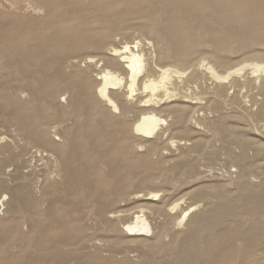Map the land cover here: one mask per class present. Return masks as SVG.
<instances>
[{
  "label": "bare ground",
  "instance_id": "obj_1",
  "mask_svg": "<svg viewBox=\"0 0 264 264\" xmlns=\"http://www.w3.org/2000/svg\"><path fill=\"white\" fill-rule=\"evenodd\" d=\"M9 1L17 7L28 1L36 10L45 13L39 17H27L8 14L0 9V91L12 94L13 91L28 89L31 92L29 94H32L26 102L15 105L18 110L10 102L0 104L1 109L7 107L8 110L13 107L10 111L16 127V139L21 147V151L14 153L7 161L16 165L18 177L15 178L19 180L18 184L8 183L12 177L9 180L2 178L6 161H0V203L11 207L14 198L16 204L17 201L21 204L24 200V206L19 208L25 213L23 217L32 222L30 231L37 232L39 225L54 217L48 211L39 214L32 211V205L37 201L44 203V197L48 196L49 192L54 195L68 193L72 200V206L68 210L76 214L79 232L78 235H57L54 238H46L45 241L40 237H45V233H39L34 241L27 243L24 240L17 245L9 239H6L5 243L0 241V245L7 246L9 250L20 248V252L25 251L21 254L18 251L16 256L10 252L14 256L7 257L4 264H69L62 255H57L56 260L49 258L51 252L46 250L55 247L66 248L68 255L74 256L75 260L76 249L80 245L70 239L68 241L66 237H94L86 233L94 228L90 226L91 221L88 223L89 220L93 221L97 230L101 224V232L115 231L121 237L143 238L144 241H141L145 242V237L156 229L154 230L150 214L144 206L151 211H166L169 219L164 220L159 226L161 230L156 231L153 237L175 234L174 255L179 262L187 264L191 261L193 264L200 261L201 258L198 259V255L194 254L203 247L202 240L206 241L207 232L214 231L221 232L220 237H235L232 247L238 252L226 257L229 263H238L236 256L240 255L244 247L245 251L250 253L246 264H254L257 256L255 252L254 256L251 252L264 246V240L256 239L264 237V225L261 224L264 222V182L255 183L250 177V170L257 171L258 167L250 156L249 149L255 148L257 154L262 153L264 143L255 142L246 134L237 132L233 126L225 124L227 121L224 122L220 132L224 136L225 149L234 156L242 172L239 188L235 193H231L224 187L197 186L190 193L194 197H211L213 206L194 211V205L188 204L181 213L177 211L176 215L170 211L183 204L176 201L171 209L169 207L170 211L164 209L158 200L162 191L157 190L145 196H131V199H141L146 204L133 215L122 217L119 213L121 210H117L118 207L111 209L109 201L103 198L100 189L94 187V173H89V169L95 167L96 161L94 163L91 159L83 160L82 157L103 153L95 146L96 136L107 137L115 134L130 138L135 135V131L149 138L156 135L168 118L163 112L168 113L167 116H173L172 125L179 133L190 135L187 132L189 114L204 105L186 100L181 95L185 83L181 88L179 82L187 84L201 80L197 85L201 87V83L207 78H214V82L216 79L221 80L217 81L219 83L212 94H206V107L215 112H221L228 101L233 103L240 98L234 92L232 99L231 95V100L227 99L229 94L226 80L231 79L228 83L233 87H251L259 83L263 102L261 101L257 111H248V115L264 120V0H122L112 6L110 0ZM0 4L3 2L0 1ZM131 13L136 14V19L140 20L137 30L149 33L153 40L148 39L147 43L140 40L128 41L124 47L116 46L110 42L111 38L115 33L124 31L121 25L126 15ZM123 15L124 18H121ZM55 18L57 23H54ZM66 19L79 25L83 24L87 32L81 33L75 39L73 36L61 34L58 28L54 29L62 25L63 21H67ZM97 22H104L110 28V32H106L102 38L97 37L101 32L93 33L91 27ZM127 33L124 32L128 36ZM143 44L151 45L154 48L153 53L151 47H143ZM201 45H206L207 48L202 49ZM89 49L98 50L99 59L96 60V55L92 54L81 57ZM235 53H244V57L234 65L230 63V54ZM75 58L79 60L76 61ZM99 62H102L99 71L101 76L94 77L93 68L99 66ZM240 73H244L242 76L246 77L243 82L238 78L240 75L237 77ZM16 75L20 76V81L12 82L13 76ZM204 91L203 93H206ZM62 92H69L65 103L58 100V95ZM134 106L139 109L141 115L133 126H106L96 120L99 110L103 116L114 115V110L127 114ZM45 107L47 110L43 111ZM81 109L88 111L83 117L78 113ZM70 114L78 115L76 122L73 125H64ZM54 128L57 130L54 131ZM53 131L60 135L59 140L52 135ZM203 144V140L195 139V147L200 149ZM234 146H239L241 150L236 153ZM3 148L2 145L0 150ZM28 153L30 156L32 154V157H37L40 153L42 158H47L56 166V173L50 172L52 177L42 173V180H34L33 176H37V173L34 174L36 169L34 172L25 171L30 160L25 158ZM107 156L99 160L96 169L110 173L108 181L112 182L117 177V172L122 169L119 165L115 167L109 162L116 160L120 163L116 154L112 159L109 158L110 160ZM57 176H63L62 183L52 188L54 183L51 184L48 179ZM76 190L80 191L79 197L75 196ZM4 193L10 195L9 200L3 198ZM130 194L119 190L110 200L124 199ZM38 205L39 203L36 207ZM42 215L44 219L41 218ZM185 218V224L191 233L187 234L184 230L174 231L175 226L181 225ZM260 218L263 220L259 221ZM169 221L173 222L172 227L168 224ZM22 225L21 221L16 230L18 234L21 232V236L25 232ZM219 225L221 229L218 228ZM222 229L224 230L221 231ZM147 245L150 247L149 253L155 256L156 249L153 245ZM26 251H29V254L40 253L42 257L26 259ZM98 258V254H89L77 258V263L87 264ZM204 263H208L207 258H204L202 264ZM166 264L174 263L168 261Z\"/></svg>",
  "mask_w": 264,
  "mask_h": 264
},
{
  "label": "rangeland",
  "instance_id": "obj_2",
  "mask_svg": "<svg viewBox=\"0 0 264 264\" xmlns=\"http://www.w3.org/2000/svg\"><path fill=\"white\" fill-rule=\"evenodd\" d=\"M0 1L3 2V4H0V9L4 10L1 11L8 14L12 13L25 15L27 17H39L43 16V13H45L44 11L41 12L36 10L28 1H24L18 7L11 5L9 0ZM110 1L112 2V6L121 3L122 0ZM121 18H124V15L121 16ZM54 20V23L58 22L57 18H55ZM66 20L67 21H63L62 25H60L59 27H55L54 29L58 28L61 34L67 37L73 36L75 39L78 38L81 33L87 32L83 24L79 25L78 23H76L75 21H71L70 19ZM68 21L70 23H67ZM139 24L140 20L136 19V14L131 13L130 15H126V18L121 25V27H124V31L115 33L110 42L116 46L124 47L125 43L128 41L140 40L143 43H147L148 39L153 40L152 35H150L149 33L137 30V26ZM91 27L93 28V33L99 34V32H101L97 36L98 38H102L104 37L106 32H110L109 26L104 22H97L95 24H92ZM124 32H128V36L125 35ZM143 47L150 48L151 45L143 44ZM201 47L202 49L204 47L207 48L206 45H201ZM152 48L153 47H151V52L154 50V48ZM147 51L148 53H150L149 49ZM98 53V50L89 49L85 51V53H83L81 57L92 54L96 55L95 59L97 60L99 59V55H97ZM152 53H150L149 55H151ZM243 54L244 53L230 54L232 59L230 63H233L234 65L238 64L237 62L243 59ZM75 60L78 61L79 58H75ZM101 64L102 62L99 64V66L97 65L98 67L96 66L95 68H93L92 74L94 77L101 76L99 72L101 70ZM243 74L244 73L237 74V77L240 75L238 78L242 82L246 79V77L244 78L242 76ZM13 78L14 79L12 82L20 81L19 75L13 76ZM5 79L9 81L12 80L10 78ZM230 80L231 79L226 80L227 82L225 81L228 84L227 93L229 95L227 99H230V95L232 99V96H234V92L235 94L237 93L240 98L238 97L239 100L236 101L238 103H232V101H228V104H224L225 108L223 107V111L221 110V112H215V110L212 111L211 108L206 107V104L208 103V100L206 99L207 95L212 94V91L215 90L216 84L221 80L216 79V82H214V78H207L206 80H204L205 82L201 83V85H203L201 87L197 86L201 80L197 83L189 82L187 84L186 82H179L182 86L181 88H183V85L185 83V87L183 89L184 91L182 90L181 95L186 100L204 105V107H198L196 111H192L189 114V120L187 124V128L189 131L187 132H189L190 135L179 133L175 129V126L172 125L173 116H167L168 113L166 114L163 112L162 114L166 115L165 117H168L167 121L163 123L162 129L158 130L159 132L156 135H152L150 138L149 136H146L145 134L137 131H135V135L130 138L115 134L109 135L107 137L96 136L95 146L100 151H103L104 154L102 152L100 153L101 155L99 154L95 156L93 154H87L82 157L83 160L91 159L94 163L96 161V163L98 164L101 158L104 159L105 156H107V153L109 154V156H107L108 159H112L116 154L120 163L116 162V160L111 161L110 159L109 162L115 167L119 165V167L122 169L121 171L117 172V177H115L114 181L112 182L108 181V178H110L108 177V175L110 173L105 170L98 171L96 169V167L98 166L97 164H94L95 167L89 169V173H94V187L100 189V193L102 194L103 198L109 201L111 209H117L118 207L117 210H121L119 213L122 215V217L127 218L128 216L133 215L134 212L143 209L142 206L146 204L144 200L131 199V196L133 197L134 195L136 196L138 194H141V196H145V194H149L151 191L153 192L159 190L160 192H162L161 195H159L160 198L158 196L157 197L159 198L158 200L160 201V205L164 209L170 211L171 206L176 201V203H182L184 205L183 206L179 204L175 209H172V211H170L171 214L176 215L177 211L178 213H181L183 208L189 206L190 204L194 205V211H202L206 208V206H213L211 204L213 202V199L211 197H194L193 194L190 193L197 186H207L209 188L224 187L231 193H235L237 191L240 185L239 181L242 180L241 168L237 165L234 156L226 151L224 136L221 134L220 128L224 124V122L227 121L225 124L233 126L237 132L246 134L255 142L264 143V120L261 118H253L248 115L250 110L257 111V109L261 106L260 104L261 101L263 102V96L260 92L259 83L252 85L251 87L243 85L233 87L232 84L228 83ZM5 83L7 84V81ZM201 89L203 90L201 91ZM203 91L206 93H203ZM29 93L31 92H29L28 89L17 92L13 91L12 94L0 91V104H7L10 102L12 103V106H15L20 104L21 102H26L29 98H31L30 96H32V94L30 95ZM182 93H184V95ZM68 96L69 92H62L58 95V100H60L62 103H65ZM15 107L17 110L19 109L17 106ZM1 108L2 107L0 106V147L3 145L4 148L0 150V161H6V164L4 166L5 170L2 172V178L5 177L3 179L9 180L12 177V179L9 180L8 183L18 184L19 180L17 181L15 178L18 175V172H16V165L11 162H7L14 153L16 154L21 151V147L19 146V142L17 140L18 138L16 127L13 121V114H11L10 111L13 110V107L8 108V110L7 107H5L4 109ZM45 110H47L46 107L43 109V111ZM85 112L88 111H85L83 109L78 111L81 117L85 116ZM48 114L51 113L48 112ZM140 115L141 112L137 107L134 106L127 114H123L118 110H114V115L103 116L101 115V112L99 110L96 115V120L102 123V125L106 126H133L136 124L137 118ZM77 117V114H70L67 117V122H65L64 125H73L76 122ZM93 124L96 125V123ZM53 130L55 131L57 130V128H54ZM54 131L52 132V135L57 140H59L60 135L57 133L55 134ZM85 133L88 134L89 132ZM198 138L199 140L204 141V144L200 149L195 147V139ZM145 139H149L150 141H145ZM17 147L20 150H18ZM233 148L236 153L241 150L239 146H234ZM34 150L36 149L34 148ZM249 152L251 153L250 156L253 157L254 162L258 167L257 171L250 170V177L255 183H262L264 182V152L257 154L255 148L254 150L252 148L249 149ZM39 154H37V157H32V154L30 156V153L25 155V158L27 157V159H30H28L29 161L27 163L28 165H26L27 168L25 167V171H33L34 169H36L34 170V174L37 173L38 177L34 175V180H38L39 178L42 180L43 177L42 175H40L42 173H47L49 175L52 171H54V174L56 173V166L52 162H49L47 158H42L40 156L41 154ZM44 155H46V153ZM49 177L52 176L50 175ZM62 180L63 176H57L56 178L48 179V182H50L51 184L54 183L52 188H55L57 185H60L62 183ZM119 190H123L131 194L129 197H125L124 199H116L111 201L110 199ZM136 192L139 193L136 194ZM7 194H3V198H5L6 201L9 200L8 198L10 196L9 194ZM75 196L79 197L80 191L76 190ZM37 197L35 198V200H37ZM77 197L73 198L76 199ZM13 200L14 201L11 203V207H8L7 205H1L0 203L1 243L7 242L6 239H9L11 243H16V245L20 244V242L24 240L29 243L34 241L35 237H38L43 233H45L43 234L45 235V237L40 236L42 238L41 240L43 241H45L46 238H54L57 235L62 236L65 233H69V235H78L79 224L76 219L77 216L76 214L70 213L68 210V208H71L72 206V200L69 198L68 193H60L54 195L49 192L48 196L44 197V203H40L37 201L35 205H32V211L38 212V214L48 211L50 212V215L54 217L53 219H48L46 222H44V224L39 225L36 230L37 232L30 231L29 228L32 222L23 217V214L25 213H22L19 208L21 206H24L25 201H21L23 202L21 204L19 203L20 201H17L19 204H16V199L14 198ZM38 203L39 205L38 207H36ZM207 204L210 206H208ZM15 206L17 207V209ZM144 209L146 211L148 210V213L151 215H149V217L152 221L154 230L156 229L154 231V233L156 234V231L158 232V230H161V228L159 229V226L163 222H165L164 220L169 219L166 216V211L163 210L161 212H157L152 210V212L151 209L149 210L145 206ZM41 218L44 219L45 217H43L42 215ZM56 218L58 219V223H56ZM186 219L187 218L184 219L181 225H174L176 227L174 228V231L184 230L187 232V234H190V229L185 224ZM17 220H21L23 223L22 230L23 232L25 231L23 236H21V232L19 234L16 233L17 227L21 222ZM123 220L125 221V219ZM258 220L261 221L263 220V218H260ZM173 222L176 223L175 220ZM173 222L169 221L168 224L172 227ZM88 223H90V226L94 228L87 230L86 233L91 234L94 237H66L68 241L70 239L71 242H75L80 245L78 247L76 246L77 252L75 255L77 258L86 257V255L89 254L99 255L98 259H94V261L92 260L87 264H166V262L168 261H173L174 264H183L182 262H179V260L174 255L176 246L174 245L175 247H173V243L175 241L174 239L176 238V235H172L173 233L164 237H153L155 234L152 231L148 234V237H145L147 238L146 241L143 242V238L121 237L120 234L116 233L115 231H112L110 233H106L104 231L101 232L99 231L101 224L98 226L99 229L97 230L95 229L92 220H89ZM261 224L264 225V222H262ZM121 226L124 227L122 223ZM218 228L221 229V226L219 225ZM223 230L224 229H222L221 231ZM25 233H27V235H25ZM221 234V232H207L206 241L205 239L202 240L204 241L203 247L197 250L198 253L195 252L194 254L195 256L198 255V259H201L197 263L193 264H202L204 258L208 259V263L204 264H236L233 262L229 263L228 259H226L228 255L233 253L236 254L238 252L235 247H232V242H234L235 237L231 235H229L228 237H220ZM256 239L262 241L264 240V237H256ZM147 244L153 245V247L156 249L157 253L155 256H152V254L149 253L148 248L150 247ZM242 248L243 249L240 250L243 254L240 252V255L236 256L238 257V259L236 260L238 261L237 264H246L247 256L250 254L248 250L246 252L245 248ZM261 248L262 249L260 250L256 249L251 252V254L253 253V256L255 255V253L257 256L256 262L254 264H264V246ZM14 249L15 250H9L7 246L0 245V264L6 263L7 257L14 256L13 254H10V252L15 253L16 256L20 248ZM179 249L180 248H178V250ZM231 250L232 252H230ZM46 252H51V255L49 256V258L51 259L56 260L57 255H62L64 259H67L69 261V264H78L77 258L73 260V258L75 257L68 255L66 248H49V250H46ZM21 253H25V251L20 252L19 254ZM26 254V259L30 257H42L40 253L29 254V251H26ZM23 255L21 256V258L23 257ZM187 264L192 263L190 261Z\"/></svg>",
  "mask_w": 264,
  "mask_h": 264
}]
</instances>
